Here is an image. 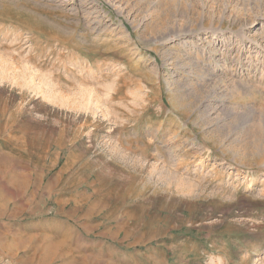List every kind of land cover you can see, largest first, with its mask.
I'll use <instances>...</instances> for the list:
<instances>
[{
	"label": "rangeland",
	"instance_id": "obj_1",
	"mask_svg": "<svg viewBox=\"0 0 264 264\" xmlns=\"http://www.w3.org/2000/svg\"><path fill=\"white\" fill-rule=\"evenodd\" d=\"M0 264H264V0H0Z\"/></svg>",
	"mask_w": 264,
	"mask_h": 264
}]
</instances>
